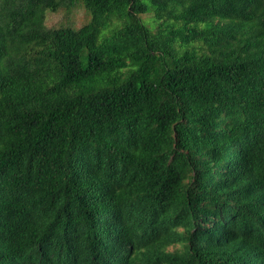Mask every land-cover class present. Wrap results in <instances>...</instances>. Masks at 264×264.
<instances>
[{
	"label": "trees",
	"instance_id": "obj_1",
	"mask_svg": "<svg viewBox=\"0 0 264 264\" xmlns=\"http://www.w3.org/2000/svg\"><path fill=\"white\" fill-rule=\"evenodd\" d=\"M0 264H264V0H0Z\"/></svg>",
	"mask_w": 264,
	"mask_h": 264
},
{
	"label": "rangeland",
	"instance_id": "obj_2",
	"mask_svg": "<svg viewBox=\"0 0 264 264\" xmlns=\"http://www.w3.org/2000/svg\"><path fill=\"white\" fill-rule=\"evenodd\" d=\"M142 1L145 3L148 2V0ZM88 18V14L86 13L84 7L78 3L68 11L60 10L55 13H47L45 24L49 28H56L60 26L79 28L87 22ZM141 19L143 23L150 28L154 23L150 14L141 15Z\"/></svg>",
	"mask_w": 264,
	"mask_h": 264
}]
</instances>
